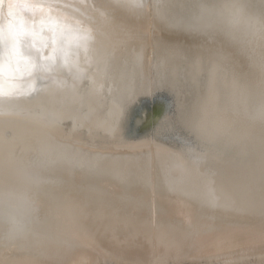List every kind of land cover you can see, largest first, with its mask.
Instances as JSON below:
<instances>
[{"label": "bare ground", "instance_id": "bare-ground-1", "mask_svg": "<svg viewBox=\"0 0 264 264\" xmlns=\"http://www.w3.org/2000/svg\"><path fill=\"white\" fill-rule=\"evenodd\" d=\"M0 264H264V0H0Z\"/></svg>", "mask_w": 264, "mask_h": 264}]
</instances>
